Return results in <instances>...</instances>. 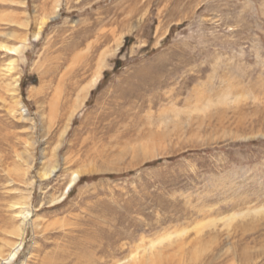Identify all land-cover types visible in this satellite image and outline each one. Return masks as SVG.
<instances>
[{
  "label": "rangeland",
  "instance_id": "rangeland-1",
  "mask_svg": "<svg viewBox=\"0 0 264 264\" xmlns=\"http://www.w3.org/2000/svg\"><path fill=\"white\" fill-rule=\"evenodd\" d=\"M23 229L8 264H264V0H0V264Z\"/></svg>",
  "mask_w": 264,
  "mask_h": 264
},
{
  "label": "bare ground",
  "instance_id": "bare-ground-1",
  "mask_svg": "<svg viewBox=\"0 0 264 264\" xmlns=\"http://www.w3.org/2000/svg\"><path fill=\"white\" fill-rule=\"evenodd\" d=\"M51 172H53V168L52 169H50V170H48V171H46V172H44V173H42V176L43 177H46V176H48V175H50V173ZM41 176V177H42ZM75 179H76V175L74 176V178L70 181V183H69V187H71L74 183H75ZM68 185V184H67ZM64 191H65V189H64ZM64 194H65V192H63ZM67 194V193H66ZM65 197V196H64ZM63 198V197H62ZM26 225V224H25ZM24 226V225H23ZM24 228H25V226H24ZM21 232V231H20ZM24 234H25V229H23V231L21 232V234H20V241L19 242H17L14 246H13V248L11 249V251L7 254V256L5 257V258H3L4 259V263H6V264H8V263H10V262H12L16 257H17V253H18V251H19V249L21 248V246H22V238H23V236H24Z\"/></svg>",
  "mask_w": 264,
  "mask_h": 264
}]
</instances>
